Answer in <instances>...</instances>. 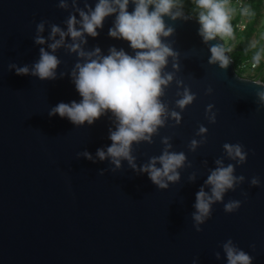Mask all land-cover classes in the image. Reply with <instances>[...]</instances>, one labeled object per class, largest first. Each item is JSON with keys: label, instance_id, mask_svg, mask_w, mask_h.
<instances>
[{"label": "water", "instance_id": "95a60500", "mask_svg": "<svg viewBox=\"0 0 264 264\" xmlns=\"http://www.w3.org/2000/svg\"><path fill=\"white\" fill-rule=\"evenodd\" d=\"M58 2L0 0V264H193L197 257L198 264H227L222 244L228 239L248 252L253 264H264V107L256 96L262 86L253 82L259 79L239 75L231 56L227 69L210 64L209 45L198 34L200 24L193 15L188 21L165 17L175 32L164 39L179 52L180 69L162 99L177 112V91L187 86L196 99L181 113L179 124L170 118L154 135V143L134 145L133 154L137 166L147 163L162 153V138L168 136L172 150L184 152L193 167L181 169L180 181L166 190L127 161L113 172L115 166L108 160L93 162L79 155L88 151L95 159L98 148L112 143L111 114L81 127L58 114L49 116L58 103L82 99L71 78L79 59L75 53L57 49L63 63L55 80L41 81L8 69L10 63L32 65L39 49L51 43H34L41 20L66 27L64 21L75 9L71 0L68 10L60 9ZM96 2L89 0L93 8ZM78 3L84 6L83 0ZM114 19L107 17L99 36H86L82 47L91 51L99 46L107 55L115 46L134 55L129 42L108 35ZM42 35L47 38V26ZM217 42L223 43L219 38L210 43ZM166 70L174 71L171 58ZM176 80L183 83L178 86ZM208 104L217 112L215 124L205 118ZM201 124L209 129L207 143L192 152L188 145L201 139L196 135ZM225 143H240L248 152L247 162L237 164L235 172L245 176V182L224 198V203L240 200L242 206L226 213L224 203H216L211 218L201 225L203 231L197 232L193 205L208 170L220 157L226 164L236 163L226 158ZM193 172L194 182L188 179ZM254 176L259 186L251 185Z\"/></svg>", "mask_w": 264, "mask_h": 264}, {"label": "clouds", "instance_id": "9594fccd", "mask_svg": "<svg viewBox=\"0 0 264 264\" xmlns=\"http://www.w3.org/2000/svg\"><path fill=\"white\" fill-rule=\"evenodd\" d=\"M130 3L134 5L131 12ZM193 3L196 8L195 18L200 24L198 34L203 42L209 45V63L227 69L232 62L227 53L232 49L227 48L225 42L235 39L233 20L237 8L233 6L232 0H193ZM83 4V7H79L78 0H71V7L75 11L70 12L64 21L66 27L62 28L47 20L37 23L34 43H51H47V48L39 49V59L32 65L20 66L10 63L8 69L15 70L17 75H31L41 81L55 80L57 69L63 63L55 54L57 49L66 47L69 53H75L79 59L72 68L71 78L82 99L79 102L73 100L70 103H58L49 110V116L58 114L81 127L86 124L92 126L101 117L111 114L112 126L108 129V138L112 143L98 148L95 159L88 151L79 155L93 162L96 159L108 160L115 166L111 169L113 172L121 168L123 161H127L138 173H147L159 189L166 190L170 183L180 181L181 169L193 167L187 155L182 151H173V145L170 143L172 138L165 136L161 141L165 146L162 153L137 166V157L133 154L134 145L141 142L154 143L153 137L159 134V129L167 126L170 118H174L179 124L181 113L196 99V94L187 86L176 93L179 98L176 99L175 106L180 112L170 109L162 99L176 77V71L180 69L179 52L174 50L172 42L164 39L175 32L174 26L166 23L165 17H170L172 21L178 18L188 21L193 16L185 14L182 0H97L94 8L89 0H83ZM150 6L154 7L150 10ZM58 7L68 10L69 0H59ZM239 14L243 17L255 15L250 6H241ZM112 15H115V19L108 35L129 42L134 55L115 46L109 48L107 55L101 54L99 46L91 51L82 47L87 43L86 36H99L98 29H102L105 19ZM46 26L47 38L42 35ZM66 37H70L71 42L66 43ZM217 38L223 43H210ZM249 47L257 49L251 57V66L256 68L264 59V45L258 47V42L253 40ZM169 58L174 71L166 70ZM59 75L62 78L65 73L61 72ZM253 82L262 86L256 96L257 103L264 107V82ZM182 83V80H176L178 86ZM211 91L209 87L207 93L210 94ZM213 108L214 105L208 104L205 111V118L211 124L217 122V112L213 111ZM259 110L260 108L257 109ZM208 131L203 124L199 126L196 135L201 139L190 141V151L195 152L198 147L207 143ZM223 149L226 158L236 163L226 164L225 158L220 157L215 160L216 167L208 170L209 174L197 191L193 205L196 211L192 213V220L197 232H202L201 225L211 218L213 205L224 203L226 193L235 191L246 179L243 175L235 174L236 165L247 162L248 152L245 146L240 143H225ZM105 171L102 169L100 175L103 176ZM188 179L194 182L196 173L193 172ZM250 183L252 186H259L261 181L259 177L254 176ZM241 195L247 198L248 193L242 192ZM241 206L242 201L229 200L224 203V211L233 213ZM252 247L255 248V245ZM222 249L227 264H253L254 258L238 247L232 239L224 242ZM215 257L217 260L221 259L220 252H216ZM193 264H198V257L193 260Z\"/></svg>", "mask_w": 264, "mask_h": 264}, {"label": "trees", "instance_id": "16d2710c", "mask_svg": "<svg viewBox=\"0 0 264 264\" xmlns=\"http://www.w3.org/2000/svg\"><path fill=\"white\" fill-rule=\"evenodd\" d=\"M186 1V5L185 2ZM262 1L263 0H252L250 3V7L254 11L255 15L248 17V22L246 29L241 32H237L235 28V39H229V44L240 40L235 48L230 52V56L234 60V67L237 66V63L240 60L246 59V58H251L253 53L257 49H252L249 47L250 45V38L252 35L258 36L260 34V29H259V23L260 19L262 17ZM183 3V10L187 12L190 15H193L195 17L196 15V8L193 3V0H182ZM238 19V17H235L233 20V24L235 21ZM235 27V26H234ZM258 42V47L264 45V37L261 36L257 38L256 40ZM228 47V45H226ZM264 62H261V64L258 66V69L261 71L260 74V80L264 82ZM263 68V69H262ZM236 71L239 75H242L241 71H239L236 68Z\"/></svg>", "mask_w": 264, "mask_h": 264}, {"label": "built area", "instance_id": "2783aa9c", "mask_svg": "<svg viewBox=\"0 0 264 264\" xmlns=\"http://www.w3.org/2000/svg\"><path fill=\"white\" fill-rule=\"evenodd\" d=\"M251 1L252 0H232L233 6L237 8V14L235 15V17H238V19L234 23V26H235L237 32L244 31L246 29L247 22H248V17H243L239 14V8L241 6H249ZM241 25L243 27H241ZM259 29H260L261 36L264 37V0L262 1V17L260 19ZM227 48H229V47H227ZM261 62H264V59H262ZM236 68L239 71H241V73H242L241 76L260 80V74L259 73L261 71L258 69V66L256 68H252L251 58H246V59L240 60L237 63V66L234 67L235 71H236ZM252 73H254V74L252 75Z\"/></svg>", "mask_w": 264, "mask_h": 264}, {"label": "rangeland", "instance_id": "374dc122", "mask_svg": "<svg viewBox=\"0 0 264 264\" xmlns=\"http://www.w3.org/2000/svg\"><path fill=\"white\" fill-rule=\"evenodd\" d=\"M184 3H185V5L187 4L186 1H185ZM258 37L261 38V34H258V36H257V35H256V36L252 35L251 38H250V43H251V41H253V40H257ZM239 41H240V40L235 41V42L229 44V40H227V41L225 42V44L228 45V47L231 48V49L233 50ZM253 74H254V73H252V75H253Z\"/></svg>", "mask_w": 264, "mask_h": 264}]
</instances>
